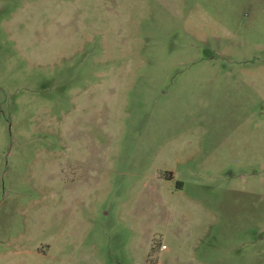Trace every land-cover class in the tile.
Masks as SVG:
<instances>
[{"label": "rangeland", "instance_id": "rangeland-1", "mask_svg": "<svg viewBox=\"0 0 264 264\" xmlns=\"http://www.w3.org/2000/svg\"><path fill=\"white\" fill-rule=\"evenodd\" d=\"M0 264H264V0H0Z\"/></svg>", "mask_w": 264, "mask_h": 264}]
</instances>
